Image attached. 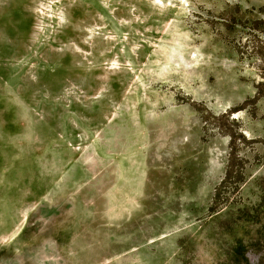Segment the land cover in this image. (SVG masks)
Wrapping results in <instances>:
<instances>
[{
    "label": "rangeland",
    "instance_id": "374dc122",
    "mask_svg": "<svg viewBox=\"0 0 264 264\" xmlns=\"http://www.w3.org/2000/svg\"><path fill=\"white\" fill-rule=\"evenodd\" d=\"M0 264H264V0H0Z\"/></svg>",
    "mask_w": 264,
    "mask_h": 264
},
{
    "label": "trees",
    "instance_id": "16d2710c",
    "mask_svg": "<svg viewBox=\"0 0 264 264\" xmlns=\"http://www.w3.org/2000/svg\"><path fill=\"white\" fill-rule=\"evenodd\" d=\"M228 180H229V177L227 176L226 179L223 181V185L226 184L228 182ZM243 181H244V178L241 177L240 182H243ZM220 207H222V206H213L211 208V212H217V209H219Z\"/></svg>",
    "mask_w": 264,
    "mask_h": 264
}]
</instances>
